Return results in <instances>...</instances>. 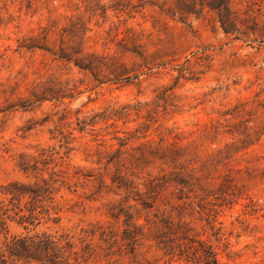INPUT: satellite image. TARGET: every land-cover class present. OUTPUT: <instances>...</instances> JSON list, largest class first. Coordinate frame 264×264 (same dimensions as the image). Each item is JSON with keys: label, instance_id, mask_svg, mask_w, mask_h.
I'll return each instance as SVG.
<instances>
[{"label": "clouds", "instance_id": "1", "mask_svg": "<svg viewBox=\"0 0 264 264\" xmlns=\"http://www.w3.org/2000/svg\"><path fill=\"white\" fill-rule=\"evenodd\" d=\"M0 264H264V0H0Z\"/></svg>", "mask_w": 264, "mask_h": 264}]
</instances>
